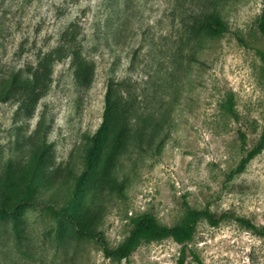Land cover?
<instances>
[{
	"label": "rangeland",
	"instance_id": "obj_1",
	"mask_svg": "<svg viewBox=\"0 0 264 264\" xmlns=\"http://www.w3.org/2000/svg\"><path fill=\"white\" fill-rule=\"evenodd\" d=\"M218 2L228 31L207 37L202 50L170 27L167 40L161 36L166 49L151 58L138 47L129 65L123 52L120 72L136 78L139 104L147 92L148 113L165 101L171 126L159 151L131 147L125 153L114 172L118 189L103 184L93 195L91 206L101 210L100 228L111 247L145 212L165 225L180 222L188 208L203 207L264 223V151L243 172L229 175L258 141L264 121V65L254 49L262 41L257 21L264 0ZM45 11H0V27L5 23L0 68L15 66L16 42ZM192 52L196 60L188 59ZM109 58L97 59L96 85L88 93L75 90L62 66L37 98L26 88L0 100V196L20 193L29 179L44 184L58 177V184L80 162L86 133L101 119ZM180 247L171 237L142 242L117 261L106 257L94 238L78 234L39 204H27L16 220L0 212V264H176ZM188 248L195 254L186 264H264V237L234 219L216 226L199 220Z\"/></svg>",
	"mask_w": 264,
	"mask_h": 264
},
{
	"label": "trees",
	"instance_id": "obj_2",
	"mask_svg": "<svg viewBox=\"0 0 264 264\" xmlns=\"http://www.w3.org/2000/svg\"><path fill=\"white\" fill-rule=\"evenodd\" d=\"M30 7H45L46 11L28 24L27 35L16 42L14 52L18 61L15 66L9 70L0 68V100H8L26 88L34 89L33 97L37 98L45 91L54 70L62 66H67L75 90L88 93L96 85L97 59L105 54L110 58L104 73L101 119L91 133H86L80 162L71 165L68 177L58 184L55 183L58 177L44 184L29 179L20 193L0 196V212H8L16 220L27 204H39L50 215L67 221L78 234L94 238L104 255L117 261L127 258L142 242L171 237L181 245L176 264H186L189 254H195L188 243L201 219L210 226L234 219L264 237V223L257 225L248 217L203 207L188 208L182 220L173 225L160 223L149 212L139 214L132 219V227L123 241L111 247L100 228L101 210L91 206L93 195L103 184L120 187L114 172L131 147L146 153L159 151L170 132L171 107L164 101L153 113H148V92L143 97V106L139 104L136 78L120 72L123 52L125 57L129 56V65L138 47L144 50L146 59L151 58L166 49L161 36L167 40L170 27L182 32L186 42L194 41L197 50H202L207 37L228 31L221 2L0 0V11L5 13ZM4 26L0 27V34ZM257 29L262 41L254 49L264 65V11L258 18ZM188 59L197 57L192 52ZM232 104L228 99L226 106L230 113H233ZM263 151L264 121L258 141L245 151L229 175L243 172Z\"/></svg>",
	"mask_w": 264,
	"mask_h": 264
}]
</instances>
